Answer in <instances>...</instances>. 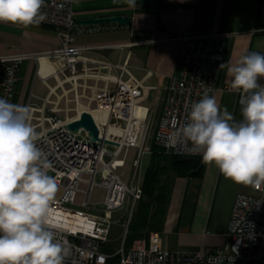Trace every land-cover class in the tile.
<instances>
[{
	"label": "built area",
	"instance_id": "1",
	"mask_svg": "<svg viewBox=\"0 0 264 264\" xmlns=\"http://www.w3.org/2000/svg\"><path fill=\"white\" fill-rule=\"evenodd\" d=\"M41 11L46 18L40 24L57 29L61 38L60 47L50 54L58 64L57 76L67 82L80 74L99 75L100 80H92L95 89L80 88L82 95L91 94L84 98L88 106L107 113L105 122H96L100 136L107 138L106 129L110 125L123 127L126 133L122 141L108 138L119 143L113 149L104 143L95 144L86 130L76 133L68 128L76 118L69 120L57 108H49L53 104L48 98L50 90L40 104L31 93L26 107L31 110V123L40 134L37 144L52 166L49 174L55 176L59 186L53 207L59 216L55 220V227L59 229L56 236L66 241L69 248L64 264H264V184L259 189L253 187L251 193L236 196L225 230L229 240L222 246L197 251L170 250L159 232H150L131 245L126 244L143 188L136 177L128 183L123 168L127 149L151 151L145 145L151 130L146 106L150 94L142 80L131 72L128 59L123 63L108 59L91 62L85 57L92 48L76 45V35L96 33L104 28L80 25L74 0H45ZM229 38L228 33L216 32L188 39L181 75L171 77L165 87L162 113L151 136L165 153L186 158L201 156L187 154L181 146L173 147L167 141L171 133L187 122L193 102L201 99L207 90L214 95ZM29 57L18 52L0 55V98L14 103L22 66ZM43 83L48 87L45 79ZM68 103L66 100V106ZM137 105L146 109L145 116L135 115ZM98 190H101V200L95 201ZM79 196L82 198L77 203ZM116 213H121L117 220ZM116 222L123 226L124 236L121 246L109 253L105 249Z\"/></svg>",
	"mask_w": 264,
	"mask_h": 264
},
{
	"label": "crops",
	"instance_id": "2",
	"mask_svg": "<svg viewBox=\"0 0 264 264\" xmlns=\"http://www.w3.org/2000/svg\"><path fill=\"white\" fill-rule=\"evenodd\" d=\"M74 8L78 20L113 15L131 18L129 25L102 24L104 29L100 32L76 35L75 44L92 48L85 53L91 62L108 59L123 63L125 59L129 60L131 72L142 80L150 94L146 106L149 108L151 127L155 120L154 129L162 113L165 87L171 77L181 75L189 38L216 32L230 34L224 63L236 64L250 52L264 54V0H157L156 3L137 0L134 9L129 8L125 0H74ZM60 45L61 38L55 28L42 24L23 28L0 23V55L18 52L30 56L23 63L14 104L25 107L31 100L32 92L36 95L34 100L39 103L38 100L41 101L50 90V103H53L50 100L52 95H58L59 100L68 97V102H75V109H57L60 112H77L74 117L68 115V119L90 114L96 121L105 122L107 113L84 104L81 99L87 94L82 95L83 91H79L80 87L95 89L94 86L88 87V82L80 84L79 81L100 80L99 75L80 74L67 82L57 76L58 64L50 58V54ZM37 69L39 76L36 77ZM52 77L56 78V85L48 82ZM231 80L227 69L221 68L214 95L221 111L226 109L236 121H240L241 93L231 87ZM71 81L74 88L67 90L65 84ZM258 82L264 85V78ZM60 88L63 95L57 93ZM71 92H76L75 99L70 100ZM53 104L59 106L58 101ZM134 113L141 118L145 116L146 109L137 105ZM145 145L151 151H141L136 147L127 149L123 170L128 183L136 177L144 188L147 172L159 169L161 183L170 186L162 230L150 232L161 233L165 246L170 250L197 251L224 245L229 240L225 230L234 200L238 194L251 193L253 187L235 184L226 179L215 165L200 161L190 171L202 167L199 175L179 173L172 162V154L154 148L153 141ZM199 157L202 158V155ZM135 161H138L137 165ZM100 195L101 190H98L95 201L101 200ZM113 226L105 249L109 253H114L121 246L116 244L118 236H111Z\"/></svg>",
	"mask_w": 264,
	"mask_h": 264
},
{
	"label": "clouds",
	"instance_id": "3",
	"mask_svg": "<svg viewBox=\"0 0 264 264\" xmlns=\"http://www.w3.org/2000/svg\"><path fill=\"white\" fill-rule=\"evenodd\" d=\"M134 9L137 0H125ZM45 0H0V23L23 28L45 20ZM241 95L242 119L204 92L193 102L187 122L167 143L202 155L233 183L259 189L264 184V54L250 52L236 64L222 63ZM27 107L0 98V264H64L69 248L57 238L53 207L59 186L38 147L39 132Z\"/></svg>",
	"mask_w": 264,
	"mask_h": 264
},
{
	"label": "trees",
	"instance_id": "4",
	"mask_svg": "<svg viewBox=\"0 0 264 264\" xmlns=\"http://www.w3.org/2000/svg\"><path fill=\"white\" fill-rule=\"evenodd\" d=\"M154 148L164 151L157 145ZM172 162L179 173H189L199 161L173 155ZM172 164V165H173ZM159 169H150L145 178L143 198L138 202L131 221L126 244L129 246L138 238L148 236L150 231H161L167 214L166 205L170 198V186L161 183Z\"/></svg>",
	"mask_w": 264,
	"mask_h": 264
},
{
	"label": "water",
	"instance_id": "5",
	"mask_svg": "<svg viewBox=\"0 0 264 264\" xmlns=\"http://www.w3.org/2000/svg\"><path fill=\"white\" fill-rule=\"evenodd\" d=\"M141 3H156L157 0H138ZM80 25H102V24H119V25H129L131 23V18H127L124 15H113V16H100L78 20ZM68 128L76 133L81 129L88 132L93 143H104L111 146H119L118 142L109 140L108 138L100 136V129L95 121V119L90 114H84L81 118L71 122ZM197 161L203 162L201 157H196ZM202 170L200 167L198 170L190 172V175H199Z\"/></svg>",
	"mask_w": 264,
	"mask_h": 264
},
{
	"label": "rangeland",
	"instance_id": "6",
	"mask_svg": "<svg viewBox=\"0 0 264 264\" xmlns=\"http://www.w3.org/2000/svg\"><path fill=\"white\" fill-rule=\"evenodd\" d=\"M36 77L37 76H39L38 75V69L36 70ZM43 81V80H42ZM48 82L50 83V84H52V85H56V83H57V80H56V78L55 77H52V78H50L49 80H48ZM87 82V81H86ZM94 82L95 81H92V80H88V85H94ZM79 83L80 84H84L85 83V80H80L79 81ZM74 85H73V81H71V82H69V83H67V84H65V87H66V89L67 90H71V89H73L74 87H73ZM82 89L81 88H79V91H81ZM48 91V90H47ZM32 93H35V92H32ZM57 93H59L60 95H62V93H63V91H62V89L60 88V89H58L57 90ZM75 93L76 92H71L70 94H69V98H70V100H72V99H75ZM81 93V92H80ZM87 95L88 96H90L91 94H89V93H87ZM46 96H44V98H45ZM44 98H42V99H44ZM68 98V97H67ZM67 98L66 97H64V99H60L59 100V98L57 97V96H55V95H53L52 97H51V99L50 100H52L53 101V103H54V101H58L59 102V106H57V104H49V108H57L58 109V107H59V109H66V108H71V109H75L76 108V106H75V102H69L68 103V106H66V100H67ZM82 100V102L84 103V104H87V100L86 99H81ZM39 101V104L40 103H42V101H40V100H38ZM26 107V106H25ZM59 114H61L62 116L64 115H66V116H68V115H70L71 117H74L76 114H77V112L75 111V110H72V111H69L68 113H66V112H64V113H62V112H60ZM154 125H155V120H153V127H151V130H150V133H149V138H148V140H147V144H150V143H152V138H151V136L153 135V133L155 132V130H154ZM86 134V132H82V136H84ZM109 148L110 149H113L112 148V146H109ZM81 196H79V198L77 199V203H80V201H81ZM137 208V207H136ZM135 214V213H134ZM120 216H121V213H118V214H116L115 215V219H118V218H120ZM134 217V216H133ZM133 217H132V219H133ZM123 221H125V219H123ZM132 221V220H131ZM112 237L113 236H118V239L116 240V244H118V245H120L121 243H122V239H123V236H124V231H123V227H121V225L120 224H114V226H113V229H112V235H111ZM172 243V242H171ZM180 250V249H179Z\"/></svg>",
	"mask_w": 264,
	"mask_h": 264
},
{
	"label": "bare ground",
	"instance_id": "7",
	"mask_svg": "<svg viewBox=\"0 0 264 264\" xmlns=\"http://www.w3.org/2000/svg\"><path fill=\"white\" fill-rule=\"evenodd\" d=\"M81 118V117H80ZM77 119H79V118H77ZM70 120V119H69ZM96 121V120H95ZM96 122H98L99 124H101V123H103L102 121H96ZM120 132L122 133V134H120ZM125 131H124V128L123 127H114V126H112V125H110V126H108V128L106 129V135L105 136H107V138H109V139H117V140H120V141H122V140H124V138H125ZM121 135H122V137H121ZM59 218V216L58 215H56V219H58Z\"/></svg>",
	"mask_w": 264,
	"mask_h": 264
}]
</instances>
